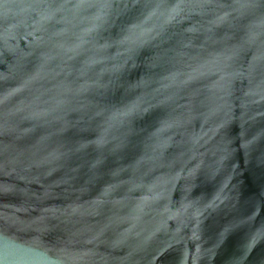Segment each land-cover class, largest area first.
I'll list each match as a JSON object with an SVG mask.
<instances>
[{"label":"water","instance_id":"1","mask_svg":"<svg viewBox=\"0 0 264 264\" xmlns=\"http://www.w3.org/2000/svg\"><path fill=\"white\" fill-rule=\"evenodd\" d=\"M0 264H264V0H0Z\"/></svg>","mask_w":264,"mask_h":264}]
</instances>
